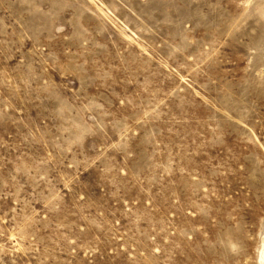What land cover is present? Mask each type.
<instances>
[{
  "label": "rangeland",
  "instance_id": "obj_1",
  "mask_svg": "<svg viewBox=\"0 0 264 264\" xmlns=\"http://www.w3.org/2000/svg\"><path fill=\"white\" fill-rule=\"evenodd\" d=\"M0 264H264V0H0Z\"/></svg>",
  "mask_w": 264,
  "mask_h": 264
}]
</instances>
